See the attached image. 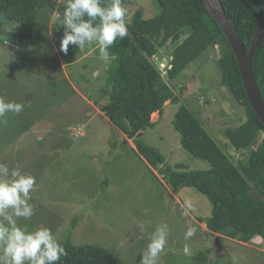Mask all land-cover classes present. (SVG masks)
I'll return each instance as SVG.
<instances>
[{
	"label": "rangeland",
	"instance_id": "obj_1",
	"mask_svg": "<svg viewBox=\"0 0 264 264\" xmlns=\"http://www.w3.org/2000/svg\"><path fill=\"white\" fill-rule=\"evenodd\" d=\"M139 9L147 18L158 12L154 0H135L127 8V18ZM57 19V13L52 16L50 10L41 12L33 47L22 54L18 77L16 59L20 56L16 57L8 46L15 45L18 27L10 25L0 31V98L24 105L19 115L8 112L0 117V164L9 168L3 178L12 179L11 172L17 167L35 178L28 201L34 209L32 217L17 218L9 209L0 214V224L11 229L12 225L4 219L8 215L17 227L27 232L48 228L59 236L68 230L72 217L85 214L86 222L76 231L77 238L73 236L76 244L100 246L126 264H140L142 253L158 226L168 233L158 264H197L193 257L208 251L209 259L215 264H264L263 240L257 238L246 245L211 235L206 224L199 221L210 219L213 214L212 205L205 197L194 189H182L174 195L160 170L152 169L131 152L135 149L132 141L123 150L120 142L127 140L126 136L94 106L104 100L100 89L107 78V61L99 57L92 61L95 47L71 67L63 68L51 37L52 30L61 26ZM215 50H208L180 80L170 85L176 95L180 94L178 88L184 90V99L187 93L191 95L198 90L218 104L215 112L219 116L207 110L203 121L224 142V130L238 126L243 114L238 107L242 104L221 85L218 47ZM170 52V48L160 52L154 64L161 67ZM86 64L90 66L83 70ZM186 100L188 104L184 105L192 111L206 110L197 102ZM177 109L178 106L167 103L162 116L158 113L152 116V122L157 124L155 129L138 137L158 149L169 167L175 169L178 164H184L189 170L206 171L210 168L207 163L191 159L181 148L180 137L172 124ZM17 115L20 122H16ZM112 139L119 142L118 147H111ZM105 181L108 183L103 185ZM89 223L96 227L94 233L93 228L86 226ZM189 227L196 232L186 240ZM217 238L222 240L221 248L216 247ZM185 245L191 255L183 254Z\"/></svg>",
	"mask_w": 264,
	"mask_h": 264
},
{
	"label": "trees",
	"instance_id": "obj_2",
	"mask_svg": "<svg viewBox=\"0 0 264 264\" xmlns=\"http://www.w3.org/2000/svg\"><path fill=\"white\" fill-rule=\"evenodd\" d=\"M134 1L121 0V6L126 9L124 19L127 34L123 39L118 38L108 49L105 65L107 78L100 89L104 100L102 98L94 106L126 136L127 140L120 142L123 150H127L128 141H132L135 149H131V152L146 161L152 169L160 170L174 195L182 189H194L209 201L213 214L210 219L199 221L206 224L211 235L246 245L257 238L264 241V125L249 104L238 62L227 38L200 0H154L158 12L153 17H145L143 10L139 9L128 19L127 8ZM220 2L248 53L256 34L264 25L261 0ZM111 3L112 0H101L103 7H109ZM66 4L67 0H0V31L10 25L18 27L15 45L8 44L15 51V56H20L16 59V77L19 63L23 60L22 54L33 47L37 22L44 10H50L52 16L58 14L56 21L61 26L52 30L51 37L62 65L71 67L78 59L93 52L95 47L92 61L98 57L104 60L100 55V45L95 41L86 43L82 49L70 45L67 54L60 51ZM217 47L221 85L229 90L237 103L242 104L238 107L243 114L238 126L222 131L224 142H220L215 133L208 130L207 126H211L203 121L207 110L219 116L215 112L218 104L215 105L201 91H194L191 95L187 93L189 100L206 109L202 110L204 114L202 111L194 112L184 105L188 104L187 98H183L184 90L178 88L183 94L176 95L170 85L180 80L208 50ZM168 48L171 52L166 61V76L163 77L153 61ZM89 66L86 64L82 68L86 70ZM253 70L264 101V39L255 52ZM64 78H67L65 74ZM65 80L70 84L68 79ZM167 103L178 106L172 124L180 137L182 150L191 159L207 163L210 166L208 170H189L184 164H178L173 169L158 149L138 137L155 129L157 124L152 122V116L156 113L162 116ZM18 115L16 122H20ZM30 120L34 123L31 117ZM110 143L112 148L119 146L114 139ZM107 183L105 181L103 185ZM84 215L72 217L68 230L56 236L65 249V255L57 264H126L100 246L76 244L73 239L77 238L76 231L81 230L86 222ZM86 226L93 228L94 233L96 227L90 223ZM98 227L101 228V225ZM210 253L197 254L193 259L197 264H215L209 259Z\"/></svg>",
	"mask_w": 264,
	"mask_h": 264
},
{
	"label": "clouds",
	"instance_id": "obj_3",
	"mask_svg": "<svg viewBox=\"0 0 264 264\" xmlns=\"http://www.w3.org/2000/svg\"><path fill=\"white\" fill-rule=\"evenodd\" d=\"M126 9L121 6V0H112L109 7H103L101 0H67L63 11V36L60 41V51L68 53L69 46L84 48L92 41L100 45V55L108 59V49L120 38L127 34L125 23ZM87 17L88 19H85ZM158 67L162 76H166L167 62ZM23 104L5 102L0 98V117L8 112L20 113ZM0 214L11 209L17 218H30L33 215V206L28 203L30 190L33 189L35 178L14 168L12 179L3 177L9 173L5 164H0ZM4 219L12 225L11 229L0 224V256L2 264H57L65 255V249L58 242L56 236L48 228L27 232L15 225L11 216L4 215ZM167 227V225H165ZM196 229L189 227L185 232V239L194 236ZM168 233L159 226L152 236L147 250L142 253L140 264H158V257L167 243ZM221 247V245H220ZM183 254L191 255L190 248L185 245Z\"/></svg>",
	"mask_w": 264,
	"mask_h": 264
},
{
	"label": "water",
	"instance_id": "obj_4",
	"mask_svg": "<svg viewBox=\"0 0 264 264\" xmlns=\"http://www.w3.org/2000/svg\"><path fill=\"white\" fill-rule=\"evenodd\" d=\"M200 2L209 11L210 15L227 38L237 59L249 104L264 125V101L253 70L255 52L264 39V25L256 34L249 52L246 53L237 31L222 9L220 0H200ZM261 5L264 13V0H261ZM215 244L217 248H221L219 238H217Z\"/></svg>",
	"mask_w": 264,
	"mask_h": 264
},
{
	"label": "crops",
	"instance_id": "obj_5",
	"mask_svg": "<svg viewBox=\"0 0 264 264\" xmlns=\"http://www.w3.org/2000/svg\"><path fill=\"white\" fill-rule=\"evenodd\" d=\"M66 66L63 65V68H65ZM20 119V118H19Z\"/></svg>",
	"mask_w": 264,
	"mask_h": 264
}]
</instances>
